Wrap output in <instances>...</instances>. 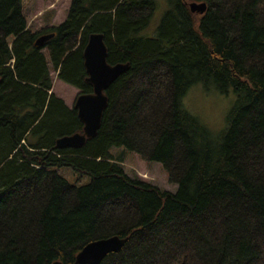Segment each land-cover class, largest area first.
I'll return each mask as SVG.
<instances>
[{"label": "trees", "instance_id": "obj_1", "mask_svg": "<svg viewBox=\"0 0 264 264\" xmlns=\"http://www.w3.org/2000/svg\"><path fill=\"white\" fill-rule=\"evenodd\" d=\"M157 7L71 0L61 23L33 32L22 0H0V264H74L114 236L127 240L100 264H264V0H167L154 35L137 36ZM95 33L106 62L128 69L105 91L96 135L58 149L83 124L51 73L92 94L83 51ZM196 83L235 95L217 133L182 104ZM114 148L160 164L175 190L128 176Z\"/></svg>", "mask_w": 264, "mask_h": 264}, {"label": "rangeland", "instance_id": "obj_2", "mask_svg": "<svg viewBox=\"0 0 264 264\" xmlns=\"http://www.w3.org/2000/svg\"><path fill=\"white\" fill-rule=\"evenodd\" d=\"M71 0H22V12L27 21L28 29L39 32L52 25L61 23L67 14ZM158 7L151 18L150 24L140 31L137 36H153L160 19L167 8V0H156ZM54 79L53 93L67 104L73 106L78 91L64 84L51 73ZM235 95L232 90L226 94L219 93L213 86H203L200 83L192 85L182 99L185 110L197 117L212 133H217L225 127L226 116L233 107ZM112 153L122 159L126 174L137 176L145 182L160 189L173 192L175 185L169 183L165 170L158 163L143 161L138 155L114 148ZM68 182L83 185L89 178L80 175L69 168L57 170Z\"/></svg>", "mask_w": 264, "mask_h": 264}, {"label": "water", "instance_id": "obj_3", "mask_svg": "<svg viewBox=\"0 0 264 264\" xmlns=\"http://www.w3.org/2000/svg\"><path fill=\"white\" fill-rule=\"evenodd\" d=\"M188 7L191 13L199 15L206 11L204 2L192 1ZM53 36V33L41 35L36 39L34 45L41 46ZM106 55L103 35L98 33L90 35L83 51V59L88 74L87 82L92 85L93 93L78 95L74 103L78 118L83 124V131L81 134L76 133L59 138L56 141L58 149L82 147L86 139L96 135L107 103L105 91L120 74L128 69V64L109 65L106 62ZM126 240V238L114 236L90 242L76 255L74 264H100L107 255L120 252ZM52 264L62 263L56 261Z\"/></svg>", "mask_w": 264, "mask_h": 264}, {"label": "crops", "instance_id": "obj_4", "mask_svg": "<svg viewBox=\"0 0 264 264\" xmlns=\"http://www.w3.org/2000/svg\"><path fill=\"white\" fill-rule=\"evenodd\" d=\"M47 27H48V26H47ZM52 80H53L52 87H54V79L52 78ZM52 92H53V91H52ZM65 104H66L67 106L71 107V105L67 104L66 102H65Z\"/></svg>", "mask_w": 264, "mask_h": 264}]
</instances>
